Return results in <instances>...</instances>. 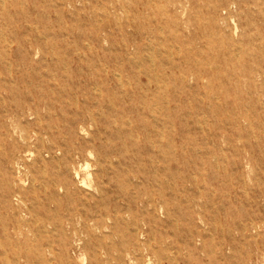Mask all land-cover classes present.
Wrapping results in <instances>:
<instances>
[{
	"label": "rangeland",
	"instance_id": "obj_1",
	"mask_svg": "<svg viewBox=\"0 0 264 264\" xmlns=\"http://www.w3.org/2000/svg\"><path fill=\"white\" fill-rule=\"evenodd\" d=\"M216 1L0 0V87L22 88L16 86L21 71L26 77L29 73L50 71L54 88H72L79 102L84 99L81 87L88 77L91 87H100L102 114L95 115L98 126L89 123L84 130L78 129V135L92 141L93 136L105 137L104 124H110L112 130L120 129L121 137L109 142L135 145L138 168L148 172L151 179L158 177V183L152 181L144 187L140 179L137 183L140 190L155 194L163 190L171 210L168 217L164 207H160V218L169 222L164 230L171 249L165 253L172 260L163 264H184L187 258H196V264H212V257L201 251L203 241L197 236L203 235L208 251L218 250L213 226L202 221V214L211 218L219 197L228 195L233 182L240 195H245L246 190L250 197L264 184L258 168L261 157L250 149L263 145L258 134L264 128V109L235 107L238 97L242 105L256 104L257 100L247 93L252 81L260 95L258 101H264V62H223L211 57L183 64L182 69L189 66L190 73L202 74L197 82L187 75L189 85L199 86L198 93L183 95L187 107H178L171 115H160L159 111L154 114L145 107L151 98L158 103V97L144 96L148 93L144 86L151 79L142 71L159 75V68L181 64L179 56L193 49L207 52L209 45L213 51L221 48L217 42L211 43L221 36L209 18ZM218 1L222 3L219 14L229 15L225 8L232 7L234 0ZM233 15L230 23L234 26L236 21L239 25L234 36L238 38L244 32L247 17L245 12ZM125 42L141 45L144 56L135 54L133 48L126 52ZM129 58L134 61L132 66ZM176 75L179 91L181 72L176 70ZM236 77L241 79L239 83ZM151 85L155 87L154 82ZM172 91L166 93L169 98ZM67 97L76 102L75 95H63L64 100ZM197 98L205 101V109L198 107ZM12 100L8 99L7 104ZM54 102L55 112L61 114L63 108L68 117L69 108L76 107L61 105L55 96ZM171 104L174 107L178 103ZM4 106L0 104V264H145L126 255L120 257L115 249L110 258L106 255V249L121 241L112 221L101 229L93 227L90 234L81 222L75 224L76 230L68 225L64 220L68 214L65 207L54 208L52 225L41 206L30 200L18 201L24 192L29 198L38 197V192L27 190L19 181L20 174L30 166L32 169L33 158L31 153L15 147L21 140L18 135L12 136ZM155 118H165L167 125L153 128ZM179 118L188 122L178 125L175 121ZM57 122L55 117L54 125ZM161 130L164 138L158 134ZM253 155L251 167L244 163L235 167V162L241 163L242 158ZM28 178L32 179V172ZM262 205L264 201L259 199L258 207ZM245 206L250 209L247 200ZM30 211L34 212L33 217ZM118 230L126 232L125 225L120 224ZM234 235L239 239L238 232ZM239 249L241 253L233 259L234 264H264L258 243L243 244Z\"/></svg>",
	"mask_w": 264,
	"mask_h": 264
},
{
	"label": "bare ground",
	"instance_id": "obj_2",
	"mask_svg": "<svg viewBox=\"0 0 264 264\" xmlns=\"http://www.w3.org/2000/svg\"><path fill=\"white\" fill-rule=\"evenodd\" d=\"M231 5L232 7L225 8L229 13L225 17L219 14L221 2L217 0L211 7L209 18L217 31L221 33L218 39L211 41V43L217 42L221 45L218 51H213L212 45H209L207 52L202 49H193L188 54L179 56L181 64L172 63L169 69L159 68V75H153L150 71H142L151 79L148 85L144 86L148 91L144 96L152 94L153 97H158V103H154L153 98L146 102L147 110L154 114L159 111L160 115L175 114L178 107L182 109L187 107L183 95L188 97L198 93L199 86L189 85L186 81L187 75L192 76L197 82L202 78V74L190 73L189 66L182 69L183 64L188 65L192 61L211 57L223 62L229 60L264 62V0H234ZM241 12H245L247 17L243 24L244 32L238 38H234L239 25L234 21V26H232L230 18L234 17V13ZM140 38L144 39V33L140 34ZM209 42L210 40H207L208 44ZM124 46L126 52L133 48L135 54L144 53V48L136 42H125ZM23 50L27 51L25 48ZM128 60L132 66L133 59ZM135 63L138 62L135 61ZM12 70L11 68L10 71ZM176 70L181 72L182 87L179 91ZM18 74L20 75L16 80V86L21 85L22 88L0 87V104L5 105L4 117L9 118V127L13 128L11 129L12 136L18 135L21 140L16 143L15 147L31 153L33 158L32 169L30 166L22 175L20 174L22 180L19 179V181L27 190L38 192V197L34 198H29L27 192H24L18 201L26 203L30 200L33 205L41 206L48 215L47 220L52 225H54L52 220L54 208L65 207L68 214L64 215V220L68 225L75 229V224L81 222L84 224V230L90 234L93 227L101 229L108 221H112L113 229L121 241L118 246L105 250L109 258L115 249L120 257L126 255L130 260L143 261L145 264H163L165 260L172 262L165 253L171 249V245L167 243L168 233L164 230L169 222L162 220L159 215L162 207L166 210L168 217L172 215L171 210L168 208V201L163 190L155 194V191L143 189V192L139 189L137 180L140 179L144 187L150 185L152 181L158 183V177L151 179L148 172L143 171V168H138L139 157L135 152V145L110 143V139L120 138L122 132L120 129L112 130L110 124H104V122V138L93 136L92 141H88L78 135V129L84 130L89 123L98 126L95 115L102 114L101 97L103 94L100 87L96 85L91 87L92 84L88 77L86 84L81 87V95L84 99L79 102L78 94L74 93L72 88H54V75L50 74V71L37 75L35 72L29 73L27 77L24 71ZM240 80L236 77V83ZM153 82L154 88L151 87ZM171 89L173 91L169 98L170 96L168 97L166 93ZM68 90L71 92L68 93ZM247 93L252 100H257L256 104L242 105L241 98L238 97L236 108L246 106L252 109L255 107L264 109V101H258L260 95L253 81ZM64 94L75 95L76 102L70 101L69 97L64 100ZM94 94L97 96L93 97ZM54 96L61 102V105L76 104V107L69 108L70 117L64 113L63 108L61 114L55 112ZM8 99L13 100L7 104ZM92 99H94L93 102ZM197 100L199 108L207 107L204 100L198 98ZM172 101L178 104L172 107ZM193 107L195 109V106ZM55 117L58 122L54 125ZM167 122L165 118H155L152 127L158 125L164 127ZM186 122L188 121L181 118L175 121L178 125H185ZM262 122L264 124V121ZM158 134L164 138V131L161 130ZM258 137L263 141V145L259 146V149L252 146L250 149L261 157L258 168L260 179L264 181V128ZM151 143L154 145L155 141ZM253 157L255 156H245L241 159V163L235 162V167L239 168L240 165L243 166V163L247 168L251 167L254 163ZM12 159L15 157L13 156ZM31 172L32 179L28 178ZM229 188L227 196L219 197L210 219H206L207 217L202 214V221L213 226L215 246L218 250L208 251L204 245L203 235L201 233L197 235L203 241L201 251L212 257V264H234L233 259L241 253L239 247L251 242L258 243L259 252L264 255V205L258 207L259 199L264 201V184L263 186L260 184L256 191L257 194L254 193L251 197L248 193L246 194V190L245 195H240L235 182ZM245 200L250 205V209L246 208ZM29 214L34 216V212L30 211ZM120 224L125 225L126 232L118 230ZM235 231L238 232L239 239L235 237ZM141 238L144 239L141 240ZM197 261L196 258H187L184 264H196Z\"/></svg>",
	"mask_w": 264,
	"mask_h": 264
}]
</instances>
